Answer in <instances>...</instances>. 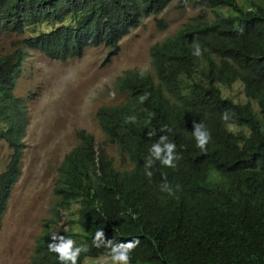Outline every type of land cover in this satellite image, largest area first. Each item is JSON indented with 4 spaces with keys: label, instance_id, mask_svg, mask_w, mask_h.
Returning a JSON list of instances; mask_svg holds the SVG:
<instances>
[{
    "label": "trees",
    "instance_id": "16d2710c",
    "mask_svg": "<svg viewBox=\"0 0 264 264\" xmlns=\"http://www.w3.org/2000/svg\"><path fill=\"white\" fill-rule=\"evenodd\" d=\"M173 2L179 9L196 3L195 0H0V31L22 36L29 34L20 41L19 48L0 55V140L6 141L11 148L10 159L0 173V231L26 146L28 105L15 93L27 57L24 49L36 50L52 60L63 62L82 57L90 47L106 46L108 56H115L123 38L139 27L144 18L157 17ZM196 4L200 10H205L231 4V0H212L209 7L203 2ZM157 21L161 27L167 26L162 19ZM252 21L263 25L255 37L254 51L264 44V11L211 22L207 21L205 14L199 13L183 23L174 37L153 44L150 55L155 73L139 69L126 71L117 82L118 90L126 93L124 102L101 106L96 113L108 141L118 142L121 155L126 153L145 164L147 142L152 138L147 133L164 125L154 123L156 112L153 109L170 98L195 99L193 107L196 112L192 118L211 123L227 106L220 99L221 91L216 83H231L241 78L248 96L258 97L264 93V76L255 74L251 77L239 64L248 46L241 30ZM194 44L200 46L202 55L193 54ZM175 47L179 52L173 51ZM200 77L207 82L196 80ZM188 80L194 83L191 89ZM142 94H148L143 103L140 101ZM208 100L210 103L206 105ZM232 108H251V105ZM245 112L251 117L250 112ZM130 116L136 117L135 123L126 122ZM248 122L254 129L248 143L255 150L261 132L252 118ZM190 124L189 119L184 121L187 132ZM77 135L81 143L66 154L59 166L54 187L57 196L54 213L44 219L43 231L36 240L29 264H60L57 254L49 251L51 228L59 223L62 212L70 208L69 204L84 195V186L94 183L104 185L113 193H125L133 202L130 212L113 206L95 213L94 219L110 227L122 228L127 233L141 235L144 239L143 259L150 264H203L198 260L205 258L209 260L207 264H264V239L256 222L248 215L257 208L256 199L228 198V216L214 227L210 241H192L180 231L178 204L184 196L183 191L170 196L161 191L163 181L160 179L150 180L115 170L113 158L109 159L107 151L102 158H96L93 134L79 129ZM257 177L264 182V170L258 171ZM262 196L261 192L257 197ZM83 202L89 207L92 205L87 198Z\"/></svg>",
    "mask_w": 264,
    "mask_h": 264
},
{
    "label": "clouds",
    "instance_id": "9594fccd",
    "mask_svg": "<svg viewBox=\"0 0 264 264\" xmlns=\"http://www.w3.org/2000/svg\"><path fill=\"white\" fill-rule=\"evenodd\" d=\"M211 1L195 0L196 3L203 2L207 6ZM196 3L189 4L197 7L194 16L203 13L209 22L217 21L219 18H238L250 12L257 14L264 11V0H231V4L208 6L209 8L205 10H200ZM162 13L157 17L150 16L156 19L155 24L158 28L165 30L169 24L161 16ZM158 19L166 22L167 26L161 27ZM262 26L252 21L244 25L241 30L248 46L239 64L250 73L251 77L255 74L264 76V44L253 51L255 37L260 34ZM177 29L164 39L174 37ZM193 47L194 55H202L198 44H194ZM30 50L32 49L25 50L27 56ZM173 51L179 52L176 47ZM148 71L155 73L152 66ZM199 79L207 82L201 77L196 80ZM243 82L238 78L231 83H216V87L221 91L220 99L227 106L211 123L201 118H192L196 112L193 107L195 99L173 97L158 108H154L156 112L154 123L164 125L147 133L148 137L152 138L147 142L145 164L135 161L126 153L124 156L121 155V146L117 141L109 142L105 133L106 141L101 144L93 135L96 139V158H102V154L106 151L109 154V145L117 147L121 166L115 162L113 156L108 155L109 159L113 158L111 160L115 170L141 175L150 180L160 179L163 181L160 185L161 191L167 192L170 196H174L176 191L184 192L178 204L181 214L180 231L186 238L195 242L210 241L214 227L221 224L228 216V198L247 197L257 200V208L248 215L256 222L259 234L264 239V227L261 226L264 224V182L257 177V172L264 170V93L258 97L248 96ZM237 83L243 87L244 101L237 100L224 92L225 87H232ZM193 85L194 83L188 80L190 89ZM147 98L148 94H142L141 103ZM209 103V100L205 102L206 105ZM248 103L251 108H232V106L242 107V104ZM245 111L250 112L251 117L246 115ZM251 118L257 130L261 132L259 145L255 150H252L248 143V139L254 133L253 126L248 122ZM187 119L191 122L188 132L184 127V121ZM126 122L135 123L136 117H127ZM65 156L58 165V170ZM261 192L263 196L258 198ZM54 196L57 197L55 188ZM85 198L91 201V207L83 202ZM69 206V209L62 212L59 223L52 226L48 246L49 251L57 254L60 264H78L79 261L81 264H150L143 259L144 239L141 235L127 233L122 228L110 227L94 219L95 213L107 211L113 206L130 212L134 205L127 194L113 193L104 185L94 183L92 186L85 185L84 195L73 200ZM65 213L68 217L63 221ZM74 213H77V218L71 219L70 215ZM198 261L203 264L209 263L207 258Z\"/></svg>",
    "mask_w": 264,
    "mask_h": 264
},
{
    "label": "rangeland",
    "instance_id": "374dc122",
    "mask_svg": "<svg viewBox=\"0 0 264 264\" xmlns=\"http://www.w3.org/2000/svg\"><path fill=\"white\" fill-rule=\"evenodd\" d=\"M176 4L173 2L161 15L169 24L167 29L158 28L153 16L146 17L123 38L115 56H108L106 46L87 48L82 57L65 62L28 51L16 87V94L28 105L26 146L0 231V264H29L43 221L53 215L58 165L68 151L81 143L77 130L85 129L100 144L106 141L96 113L101 106L120 104L126 99V93L116 87L118 78L128 70H151L152 44L173 34L197 12L196 6L179 9ZM26 36L29 34L0 31V55L19 48ZM224 92L245 100L239 83L225 87ZM108 151L121 166L117 147L109 145ZM10 153L7 142L0 140V172ZM67 217L65 213L63 221ZM70 217L76 219L77 213Z\"/></svg>",
    "mask_w": 264,
    "mask_h": 264
}]
</instances>
